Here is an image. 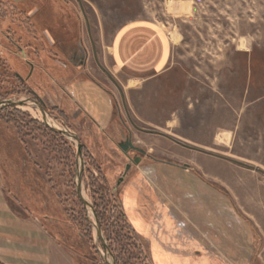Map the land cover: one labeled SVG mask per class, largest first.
<instances>
[{
	"label": "rangeland",
	"instance_id": "374dc122",
	"mask_svg": "<svg viewBox=\"0 0 264 264\" xmlns=\"http://www.w3.org/2000/svg\"><path fill=\"white\" fill-rule=\"evenodd\" d=\"M35 2L37 36L22 40L30 56L37 52L40 58L31 68L27 56L12 57L15 48L0 38V100L34 96L8 93L21 84L16 71L24 86L43 99L50 122L77 133L83 144V193L92 203V191L102 196L105 225H119L118 207L123 211L122 189L129 178L138 173L141 186L151 192L148 181L162 171L182 189L180 205L207 193V226H224L227 235L252 243L254 256L264 253V0ZM135 22L158 24L175 38H170L165 70L145 81H128L111 55L117 34ZM79 72L108 89L113 100L116 126L107 130L113 142L105 146V139L97 137L100 154H92L79 135L82 129L66 114L64 83ZM17 109L42 122L39 110ZM127 136L144 153L122 151L117 143ZM47 142L38 130L26 127L17 133L0 120L2 188L20 220L10 229L11 222L0 220V262L34 264L42 257L48 264H107L93 218L76 195V146L69 140L73 155L66 160L56 157ZM207 237L228 254L225 233L207 231ZM137 244L143 255L136 264H152L147 243L137 236ZM111 250L116 259V242Z\"/></svg>",
	"mask_w": 264,
	"mask_h": 264
},
{
	"label": "crops",
	"instance_id": "0c3cea01",
	"mask_svg": "<svg viewBox=\"0 0 264 264\" xmlns=\"http://www.w3.org/2000/svg\"><path fill=\"white\" fill-rule=\"evenodd\" d=\"M35 1L0 0L1 39L6 40V29L10 23H14L13 21L27 19L38 27L34 21L35 12L38 11ZM49 31L46 28L45 34L52 41ZM20 34L25 39L33 36L24 27ZM170 48L169 34L158 24L135 22L123 27L117 34L111 45V55L115 67L121 70L128 81H145L165 70ZM17 52L20 53L18 50H10L12 57L26 56ZM32 66L33 64L30 65L31 68ZM74 67L78 71L81 69L80 64H74ZM64 84L67 89L65 94L70 102L66 107V114H69L77 124L76 126L82 129L79 135L87 139L88 148L92 154H100L102 151L99 150V145L95 140L97 137L103 138L105 139L104 145L108 146V142L112 143L113 138L107 130L111 125L116 126L110 92L98 81L82 77L80 72L70 80H65ZM84 122L90 128L80 124ZM120 142L117 143L118 147ZM142 151L144 152L143 149ZM158 164L162 166L161 170L165 166L164 163L159 162ZM165 168H170V166ZM163 175L161 171L154 181H148L149 186H154V188L150 187L151 192L149 187L141 186L138 173L129 178L122 189L124 214L137 236L147 243L152 264L263 263L264 253L258 252L254 256L251 253L252 243L245 244L238 236L227 235V229L224 226H217L214 229L207 226V193H199L196 199H192L193 201L180 205L178 201L182 189L175 186L171 178H164ZM195 183L187 179V184L199 187ZM173 186L176 190L178 188L177 192L171 188ZM197 202H200V205L196 207ZM4 218L9 223L11 222L12 226H9V229L20 224L19 217L11 211L6 202L0 173V220L3 221ZM197 219L207 227L205 231L198 226ZM207 231L225 233L227 249L230 250L228 254L219 252L216 244L207 237ZM245 250L250 251L249 254H245ZM34 264H48V262L40 257Z\"/></svg>",
	"mask_w": 264,
	"mask_h": 264
},
{
	"label": "trees",
	"instance_id": "16d2710c",
	"mask_svg": "<svg viewBox=\"0 0 264 264\" xmlns=\"http://www.w3.org/2000/svg\"><path fill=\"white\" fill-rule=\"evenodd\" d=\"M14 23H10L9 27L6 29V40L10 43V45L16 50L20 51L21 54H25L29 59L25 61V63L30 66L33 62L40 58L39 53L30 56V54L26 51V46L28 44L24 43L23 36H21V29L24 27L27 31L33 35L34 39L37 36L38 27L35 26L32 21H13ZM56 43V42H55ZM56 45L54 44L53 47ZM37 48V47H36ZM42 50V49H41ZM53 57L57 56V52L50 48L48 50ZM61 52V51H60ZM74 64V63H72ZM5 70H9V67L4 65ZM18 72L15 71V76L20 82V86L15 87V89H11L8 93H22L26 92L28 94L34 95L35 92L31 89L28 90L24 86L23 79L21 76L17 75ZM22 86V87H21ZM0 120L5 123H10L14 125L17 129V133L24 128L32 132L33 130H38L42 132L44 135L48 136V148H51V152L56 156L63 155L66 160L70 159L73 155V147L72 143L63 136L61 133L53 131L49 129L44 123L38 121L37 119L32 118L28 113L21 111L15 107H5L0 110ZM30 125V127H28ZM24 152L26 157L29 156L28 150L24 147ZM94 184V183H93ZM94 190V185H93ZM92 198L95 209L99 216L104 235L109 243V246L112 248L113 242L117 244V256H116V264H136V260H140L142 254V249L137 244V234L133 227L129 224L126 219L124 212L118 207L117 213V222L119 225H105L106 224V210L104 209V200L102 196L98 194L97 191H92ZM125 230V232L123 231ZM142 254V255H141ZM0 264H3L0 262Z\"/></svg>",
	"mask_w": 264,
	"mask_h": 264
},
{
	"label": "water",
	"instance_id": "95a60500",
	"mask_svg": "<svg viewBox=\"0 0 264 264\" xmlns=\"http://www.w3.org/2000/svg\"><path fill=\"white\" fill-rule=\"evenodd\" d=\"M22 106H30L37 110H39L42 118V122L51 130L61 133L71 142H73L76 146V154H75V191L76 195L83 204V207L87 214H91L93 220L91 221L94 229L95 238L100 242L103 250V257L107 264H116L115 256L105 238L102 228L101 222L99 220V216L96 212L94 204L85 196L82 189V177L84 172V154H83V144L80 140V137L69 129L68 127H58L50 122L51 114L48 112L47 107L41 97H39L36 93L33 97L25 96V97H10L0 100V110L5 107H22ZM119 147L122 151H126L127 149H135L138 151H142L138 146L133 145L131 138L128 137L125 141L120 142Z\"/></svg>",
	"mask_w": 264,
	"mask_h": 264
},
{
	"label": "flooded vegetation",
	"instance_id": "af4514ba",
	"mask_svg": "<svg viewBox=\"0 0 264 264\" xmlns=\"http://www.w3.org/2000/svg\"><path fill=\"white\" fill-rule=\"evenodd\" d=\"M128 137H129V136H127V138H128ZM127 138H126V139H127ZM126 139H125V140H126ZM125 140H124V141H125ZM131 150L136 151V152H138V153H140V154L144 153L143 151H138V150H135V149H131Z\"/></svg>",
	"mask_w": 264,
	"mask_h": 264
},
{
	"label": "bare ground",
	"instance_id": "6f19581e",
	"mask_svg": "<svg viewBox=\"0 0 264 264\" xmlns=\"http://www.w3.org/2000/svg\"><path fill=\"white\" fill-rule=\"evenodd\" d=\"M170 38H174L173 36L172 37H170ZM175 39V38H174ZM36 115V114H35Z\"/></svg>",
	"mask_w": 264,
	"mask_h": 264
}]
</instances>
